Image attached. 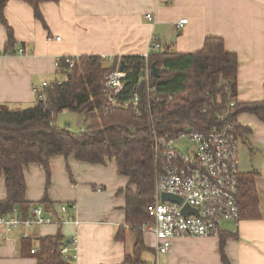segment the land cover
Masks as SVG:
<instances>
[{
	"label": "crops",
	"instance_id": "crops-1",
	"mask_svg": "<svg viewBox=\"0 0 264 264\" xmlns=\"http://www.w3.org/2000/svg\"><path fill=\"white\" fill-rule=\"evenodd\" d=\"M164 2L51 0L41 5L42 22L28 4L10 1L4 15L16 43L9 54H4L8 34L0 21V109L34 106L37 92L57 78V59L143 56L153 36L165 50L169 46L170 51L180 54L201 50L208 37L222 38L226 50L239 60L238 103L264 100V0H174L170 6ZM147 14L154 15V23L147 20ZM183 20L188 22L179 28ZM238 124L252 130L241 137L249 163L240 174H256L261 217L227 221L218 238L178 239L167 254H158L155 236L143 232L149 248L142 254L144 261L225 264L220 248L223 236L227 264H264V122L244 113L238 117ZM87 126L84 120L80 130ZM50 166L49 186L41 166L31 164L25 169L26 201L42 206L45 215L58 218L62 204H76L74 215L80 225H47L32 230L21 227L5 240L0 237V264H38L32 253L37 251L38 239L59 233L67 243L76 235L79 239L78 260L68 264H122L135 246V235L126 224V196L120 193L128 188L130 179L118 174L115 160L103 166L79 162L74 156H58L51 159ZM46 197L49 204H41ZM6 198L5 178L0 175V201ZM121 228L126 229L124 240L117 239ZM33 235L30 253L23 242Z\"/></svg>",
	"mask_w": 264,
	"mask_h": 264
},
{
	"label": "trees",
	"instance_id": "trees-1",
	"mask_svg": "<svg viewBox=\"0 0 264 264\" xmlns=\"http://www.w3.org/2000/svg\"><path fill=\"white\" fill-rule=\"evenodd\" d=\"M10 1L28 4L35 18L45 22L41 5L51 0H0V21L8 34L4 54H9L16 43L4 15ZM173 1L164 3L170 6ZM122 62L127 79L119 101H130L139 85L138 112L131 107L113 108L105 101L102 90L116 71V64L109 65L99 56H82L73 68L62 59L56 80L41 91L43 98L37 95L34 106L0 109V175L4 176L7 189V198L0 201V215L12 214L19 208L27 217L36 206L26 201L25 169L31 164L45 170L49 186L50 161L54 157L74 156L79 162L103 166L108 160H115L118 174L130 179L128 188L120 193L126 196V224L135 235L133 253L126 255L122 264H149L142 259L149 248L141 225L148 220L147 208L155 200L159 171L156 138L172 140L185 134L187 128L208 133L226 125H233L240 137L248 135L252 130L239 125L238 117L248 113L264 122V100L238 103V56L228 52L224 40L216 36L206 38L203 48L194 53H175L169 46L165 51L151 53L148 64L151 68L156 66L158 77L152 74L149 83L143 79V56L123 57ZM152 87L155 90L149 91ZM232 102L235 105L230 107ZM63 112L82 116L88 126L79 131L57 127L55 120ZM68 171L71 174L69 166ZM240 185L241 217L259 219L256 174L241 175ZM41 204H49V199L44 198ZM125 233L126 229L121 228L117 239L124 240ZM38 241L33 255L38 264H68L60 254L61 247L67 244L62 234ZM33 242L34 235L23 242L30 253ZM220 248L227 264L223 236Z\"/></svg>",
	"mask_w": 264,
	"mask_h": 264
},
{
	"label": "built area",
	"instance_id": "built-area-1",
	"mask_svg": "<svg viewBox=\"0 0 264 264\" xmlns=\"http://www.w3.org/2000/svg\"><path fill=\"white\" fill-rule=\"evenodd\" d=\"M147 20L155 22L153 14H147ZM187 20L178 24L182 28ZM59 40V39H58ZM165 51L163 44L157 37H152L148 51L143 57L146 60L144 69V80L149 83L153 74L148 64L149 56L153 52ZM20 54L24 53L21 49ZM65 59L74 67L76 58L57 59V67L60 61ZM109 65L116 64V71L107 79L102 94L105 101L113 108H135L138 112L140 102L138 85L130 101L123 104L119 101L120 94L125 89L127 79L126 70L120 71L122 58H108ZM50 87L44 84L43 89ZM155 88H149L154 91ZM41 91L37 95L44 97ZM235 102L230 104L233 107ZM194 143L191 152L179 151L174 142L186 137L179 135L176 139L156 138V152L159 163V171L156 175L155 200L147 208L148 220L141 225L144 233L155 236L157 240L156 250L158 254H167L173 242L182 238H213L220 237L224 222L241 221L240 196V170L239 150L241 137L233 125L215 128L208 133H201L190 128L187 135ZM163 194H170L183 199L181 205L172 202H163ZM188 205L194 212L184 214L183 208ZM76 204H62L60 217L56 215H45L42 206L33 207L27 217L23 216L19 208H15L12 214L0 215V233L2 240L8 234L24 227L32 230L36 227L47 225L61 226L74 223L80 225L77 215ZM28 237L25 235V238ZM36 250H33L34 254ZM66 263L78 260L79 239L74 236L70 243L63 245L60 249ZM155 264V263H154Z\"/></svg>",
	"mask_w": 264,
	"mask_h": 264
},
{
	"label": "rangeland",
	"instance_id": "rangeland-1",
	"mask_svg": "<svg viewBox=\"0 0 264 264\" xmlns=\"http://www.w3.org/2000/svg\"><path fill=\"white\" fill-rule=\"evenodd\" d=\"M55 125L59 128H69L71 131H79L80 128L84 127V120L80 115L72 112H63L59 114L55 120ZM190 133V128H187L185 131L186 137L183 139H178L174 142V146L183 153L191 152L194 147V143L187 136ZM244 145L241 142L239 150V167L240 171L245 172L246 165L249 163L248 155H244ZM229 222L223 223V227L226 226Z\"/></svg>",
	"mask_w": 264,
	"mask_h": 264
},
{
	"label": "water",
	"instance_id": "water-1",
	"mask_svg": "<svg viewBox=\"0 0 264 264\" xmlns=\"http://www.w3.org/2000/svg\"><path fill=\"white\" fill-rule=\"evenodd\" d=\"M172 43H173V38H172V41L169 42V44H172ZM125 70H126L125 63L122 62L120 71L124 72ZM152 71H153V75L155 77H158V70H157L155 65L152 66ZM161 199L163 202H172V203H176L179 205H181L183 203L182 198L174 196V195H170V194H163ZM183 212H184V214H191L194 211L188 205H185L183 208Z\"/></svg>",
	"mask_w": 264,
	"mask_h": 264
}]
</instances>
